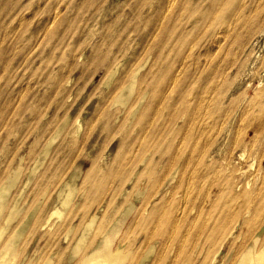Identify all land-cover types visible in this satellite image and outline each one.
<instances>
[{"label":"rangeland","instance_id":"rangeland-1","mask_svg":"<svg viewBox=\"0 0 264 264\" xmlns=\"http://www.w3.org/2000/svg\"><path fill=\"white\" fill-rule=\"evenodd\" d=\"M258 1L261 4L256 8ZM242 2L241 10L250 17L239 30V39L223 37L218 32L214 35H219L214 40L221 39L222 46L214 55L218 70L212 73L222 90L217 107L227 114L219 118L222 124L212 139L210 132L202 137L211 141L203 161L208 167L200 168L204 177L189 186L185 181L187 196L183 195V186L171 198L169 189L179 179L184 181L194 167L191 162L183 164L189 151H181L173 164L175 173L169 172L173 171L171 167L162 171L178 143L175 139L159 141V152L148 155L137 169L130 166L125 174L119 169L120 159L127 155L126 143L122 141L120 145L121 140L136 134L133 125L150 95L147 91L132 116L135 102L145 88L140 77L158 73L160 63L155 64L157 58L149 37L159 0H0V182H5L6 176V181L17 180L10 187L4 210L18 200V215L2 241L26 216L29 219L17 243L13 264H41L44 260L76 264L96 230L102 232L105 221L108 223L129 204L133 208L123 225H117L120 231L114 242L124 241V253L130 252L127 264L134 256L140 258L151 245L153 251L143 264H201L208 261L205 256L217 250L218 264L233 262L249 239L244 226L248 214L236 213L241 199L230 202L229 196L239 195L248 181L258 182L264 174V119L255 118L260 107L252 99L259 94L264 108V0ZM229 21L232 25L233 20ZM197 28L199 32L202 29ZM224 29L225 25L220 24L214 32ZM210 34L213 33L207 35L202 48L207 45L217 50ZM142 62L145 66L137 75L132 94L125 103H115ZM196 68L200 69L198 65ZM113 70V76H108ZM153 124L162 130L168 128L158 119ZM59 130L43 156L44 145ZM150 160L162 163L154 165L153 170L155 177H162L157 193L140 170ZM34 163L37 168L33 175ZM117 167L120 171L115 173ZM16 171L20 173L17 178ZM211 172L217 174L216 178ZM109 173L115 176L105 178ZM67 179L73 182L74 193L58 220L49 213L53 207L61 206L57 190ZM223 179L229 183H223ZM191 201L193 209L183 211ZM87 202L90 203L85 206ZM159 203L176 206L172 212L178 215V228L170 239L168 229V234L155 233L149 242H143L144 233L136 225L142 206L146 208L143 216L147 217ZM227 210H232L234 217L226 231L206 238ZM94 213L97 216L85 244L69 260L74 240ZM203 222L207 225L195 236ZM187 226L193 227L190 237H186ZM232 226L233 234L228 236L226 232ZM257 232L259 248L264 245V224ZM125 237L131 240L127 243ZM182 239L188 241L186 249L180 247ZM199 245L204 248L198 255ZM195 246L190 263H186V253L190 256Z\"/></svg>","mask_w":264,"mask_h":264},{"label":"bare ground","instance_id":"bare-ground-1","mask_svg":"<svg viewBox=\"0 0 264 264\" xmlns=\"http://www.w3.org/2000/svg\"><path fill=\"white\" fill-rule=\"evenodd\" d=\"M242 3V0H210L207 4L204 3V0H159L157 7H154V24H152V34H150L151 36L149 37V44L152 45L153 52L157 58L155 64H160L157 69V74H151L149 76L142 75L140 77V81L145 82V88H143L144 90H142L135 102V106L131 113L132 116L135 115L138 106L143 103L142 101L146 98L147 91L150 92V95L140 112V116L137 117L133 125V130L136 134L130 139H125V137H123L121 140L120 145H122L123 141V143H126L125 147H127V155L123 160L120 159L121 165L120 167L118 166L124 174L130 166H133V169H137L145 162L148 155H155L159 152V141H164L168 138L169 141L172 142L176 140L178 143L174 145L173 152L165 160L162 171L167 172L171 167L173 171L170 170L169 172L173 174L175 173L176 170H174L173 164L178 159L181 151H189L183 164L186 165L191 162L194 165V167L188 171V177H186L184 181L179 179L177 183L169 189L168 196L172 198L178 193L185 185V181L186 183L188 182L187 185L189 186L192 181L204 177V175H200V168L205 167L206 170L208 167L203 164V161L206 157L205 154L211 141H207L202 137L205 136L206 132H210V138L212 139L218 125L222 124L219 118H225L223 116H226L227 114L225 111L218 110L217 107V102L221 99L220 95L222 90L217 82L216 74L212 73L215 70H218V59H216L214 55L222 49V46L221 39L220 41L214 40V38L219 37V35H214L218 32L220 35L223 34V37L233 36L234 39H239V30L250 17L241 10L243 6ZM259 3L261 4V2L258 1L256 8L259 7ZM229 10L233 13H228ZM225 11H227V13H224ZM231 19L233 20L232 25L229 24V20ZM220 24L223 26L225 25V29L221 32H219V30L214 32ZM198 26H201L202 28L200 32L198 31L199 28L195 29ZM209 33H213L210 34V37H213L215 46L218 45V47L216 46L217 50L214 49L212 51L207 45L202 48L204 46V40L207 39ZM226 52L228 53L229 49H227ZM197 65L200 69L196 68ZM144 66L145 62H142L135 68V70H133L129 83L122 88L121 92H119L120 94L115 103L122 104L127 101L133 92L137 75ZM115 71L116 70L110 71L108 76L112 77ZM196 71L200 72L197 73ZM252 99L253 102L260 107L255 114V118L263 117L264 119V108L263 106H260L259 94ZM155 119L167 123L168 128L162 130L156 125L153 126ZM180 120H183V122L179 123ZM59 133L60 130L46 142L44 149L42 150L43 156L47 154L49 147ZM43 159L41 160L43 161ZM36 163H34L35 165L31 170L33 171V175L34 170L37 168ZM158 163L162 164L160 161L154 163V161L150 160L143 169L140 168L142 175H145L148 182L156 187L154 193L159 192L161 188L160 181L162 177H155L153 174L154 165L156 166ZM118 167L114 169L115 173ZM17 168L19 169L18 166ZM18 171L15 173L17 174ZM262 172H264V167ZM115 173H109L105 178H113ZM18 174L16 178L18 177ZM206 176L207 175H205V177ZM211 176L216 178L217 174L211 172ZM6 179H8L7 176ZM6 179H4L5 182H0V264H13L17 256V243L27 227L29 219L26 216V220L15 225L9 235H6L7 237L2 241L3 235L9 228L10 223L15 219L16 215H18L16 207L18 200L8 207L7 211L4 210L7 195L12 188L11 186L17 181H13L11 178V180L6 181ZM122 180H124V177ZM223 181L225 184L226 182L229 183L227 179H223ZM69 182H71V180H64L57 190L56 199L61 206H52L53 209H51V212L49 213L50 217L55 216L58 220L62 218L63 210L68 206L74 193L73 182L71 184ZM26 184L27 183L25 182V185ZM191 186H193V183ZM186 188L184 186V196H187L189 193L186 191ZM198 192H201V190H198ZM214 196H216V193ZM235 199H241L236 213L241 212L243 214H248V218L246 217L244 220V226L246 227L247 235L249 234V239L243 247L240 245L242 248L240 247V252L236 255L231 264H264V245L259 248L256 247L259 239V232L257 231L260 230L264 224V174L262 178L260 177L258 182L248 181L245 187L241 189L239 195L236 193L229 196L230 202ZM89 203L90 202H87L85 206H88ZM192 203L193 201H191V204L188 203L186 205L187 207L185 206V208H183V211H185V209L186 211L192 210L194 206ZM124 207L125 208L120 210L113 219L110 218L111 220L108 221V223L105 221V228L103 227L104 229L102 232L96 230L76 264H127V255H129L130 252H126L125 250L126 253H124V241L120 239L114 244L120 231V228L117 227V225H123L126 217L132 210L133 205L129 204ZM174 209H176V206L174 205L167 206L159 203L155 208L151 209L149 215L145 217L143 216V213L146 208L142 206L139 220L136 225L137 228L141 229L144 233L143 242H149V240L154 237L153 235L155 233H158L159 236L165 233L168 234V229H170L168 239L175 234L178 228L179 219L178 215H176L177 213L174 214V212H172ZM3 210L6 211L4 215H2ZM199 212L201 214V211H198L197 213L199 214ZM96 216L97 214L94 213L84 222L79 235L72 245L69 260H72L82 249ZM233 217L234 212L232 210H227L225 215L220 216L217 219L218 221H215V224L209 229L206 238H213L217 233L225 232L228 225L232 222ZM235 224L236 223H234V225ZM206 225V222L199 225L197 228L198 233L195 232V236H198L199 232L203 230ZM256 226L259 227L258 230L251 232ZM192 228V226H187L185 229L186 237L191 236ZM230 228L231 229L226 232L228 236L233 234V232H231L233 226ZM66 235L67 234H65V236ZM65 236L63 237L64 239ZM125 240L128 243L131 238L125 237ZM182 240L183 241L181 242L179 241L181 245L180 247L186 249V243L188 241L186 240L185 242V239ZM196 243L198 244L199 241L196 240ZM242 244H244V242ZM152 247L153 246L151 245L149 249L142 253V255L140 254V258L134 256L128 264H143V261L148 257L149 252L151 253V251H153ZM196 248L197 247L195 246L192 249L190 256L189 253H186V263H190ZM203 248L204 247L199 245L198 255L203 253ZM214 252L215 253L210 256H205L209 259L208 261L204 260L201 264H218L217 253H219V251L217 250ZM43 262L41 264L50 263L49 260H46V262L44 260Z\"/></svg>","mask_w":264,"mask_h":264}]
</instances>
